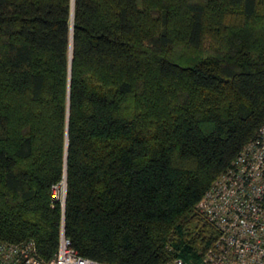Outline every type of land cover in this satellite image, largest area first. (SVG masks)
I'll list each match as a JSON object with an SVG mask.
<instances>
[{
    "label": "trees",
    "instance_id": "16d2710c",
    "mask_svg": "<svg viewBox=\"0 0 264 264\" xmlns=\"http://www.w3.org/2000/svg\"><path fill=\"white\" fill-rule=\"evenodd\" d=\"M264 121V0H0V241L197 262L195 205ZM65 181L63 205L51 186Z\"/></svg>",
    "mask_w": 264,
    "mask_h": 264
},
{
    "label": "built area",
    "instance_id": "2783aa9c",
    "mask_svg": "<svg viewBox=\"0 0 264 264\" xmlns=\"http://www.w3.org/2000/svg\"><path fill=\"white\" fill-rule=\"evenodd\" d=\"M64 183L51 186L52 198L61 204ZM195 208L216 230V237L197 262L175 258L165 264H264V121L231 159L226 171L202 194ZM0 264L108 263L80 256L61 226L50 260L38 259L31 242L19 245L0 241Z\"/></svg>",
    "mask_w": 264,
    "mask_h": 264
},
{
    "label": "rangeland",
    "instance_id": "374dc122",
    "mask_svg": "<svg viewBox=\"0 0 264 264\" xmlns=\"http://www.w3.org/2000/svg\"><path fill=\"white\" fill-rule=\"evenodd\" d=\"M65 182V181H64ZM65 184V183H64ZM64 192H65V190H64ZM61 195V194H60ZM63 201H64V197H63ZM63 201H62V205H63Z\"/></svg>",
    "mask_w": 264,
    "mask_h": 264
}]
</instances>
